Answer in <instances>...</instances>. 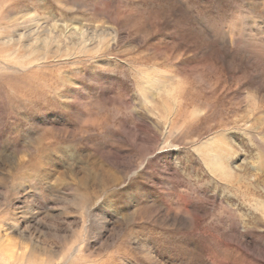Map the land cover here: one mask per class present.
I'll return each mask as SVG.
<instances>
[{
	"label": "rangeland",
	"instance_id": "obj_1",
	"mask_svg": "<svg viewBox=\"0 0 264 264\" xmlns=\"http://www.w3.org/2000/svg\"><path fill=\"white\" fill-rule=\"evenodd\" d=\"M0 264H264V0H0Z\"/></svg>",
	"mask_w": 264,
	"mask_h": 264
},
{
	"label": "bare ground",
	"instance_id": "obj_2",
	"mask_svg": "<svg viewBox=\"0 0 264 264\" xmlns=\"http://www.w3.org/2000/svg\"><path fill=\"white\" fill-rule=\"evenodd\" d=\"M215 167H219V164L217 162L214 163Z\"/></svg>",
	"mask_w": 264,
	"mask_h": 264
}]
</instances>
